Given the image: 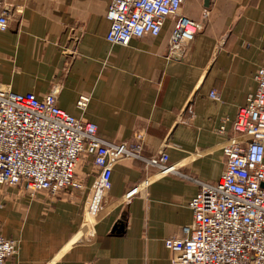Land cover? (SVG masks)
<instances>
[{
    "label": "crops",
    "instance_id": "1",
    "mask_svg": "<svg viewBox=\"0 0 264 264\" xmlns=\"http://www.w3.org/2000/svg\"><path fill=\"white\" fill-rule=\"evenodd\" d=\"M5 3L21 11L0 31V83L38 97L60 84L58 105L76 117L78 97L89 94L84 117L103 139L140 145L146 157L165 151L181 172L219 181L222 144L264 65V0H184L180 14L202 29L182 58L168 56L172 18L158 36L111 45L108 0ZM223 125L226 135L218 132ZM100 171L82 155L75 170L81 189L52 194L0 186V235L19 242L5 264H177L165 239L183 237L192 223L189 202L198 183L118 160L93 219L86 204Z\"/></svg>",
    "mask_w": 264,
    "mask_h": 264
},
{
    "label": "built area",
    "instance_id": "2",
    "mask_svg": "<svg viewBox=\"0 0 264 264\" xmlns=\"http://www.w3.org/2000/svg\"><path fill=\"white\" fill-rule=\"evenodd\" d=\"M0 0V31L8 28L14 12ZM111 25L107 41L127 46L146 34L158 36L166 21L174 19L168 56L182 58L202 24L180 14L184 0H108ZM257 89L239 109L222 144L226 168L217 183L197 180L172 164L167 152L151 157L141 146L108 141L98 126L85 119L91 96L81 94L76 102L82 112L73 116L58 105L61 85L55 84L43 97L17 93L0 83V186H22L31 193L47 190L56 194L68 187L81 189L75 170L82 155L101 167L86 204L88 214L98 218L110 188L109 166L122 159L141 161L162 176L177 175L193 180L199 191L189 202L193 220L183 228V237L165 239L177 264H264V65L255 75ZM218 100L219 94L211 92ZM218 132L227 134L223 125ZM94 187V188H95ZM139 189L131 190L129 199ZM19 252V242L0 235V264Z\"/></svg>",
    "mask_w": 264,
    "mask_h": 264
},
{
    "label": "bare ground",
    "instance_id": "3",
    "mask_svg": "<svg viewBox=\"0 0 264 264\" xmlns=\"http://www.w3.org/2000/svg\"><path fill=\"white\" fill-rule=\"evenodd\" d=\"M97 191H98V188L95 187V188L93 189V193H95V192H97Z\"/></svg>",
    "mask_w": 264,
    "mask_h": 264
},
{
    "label": "water",
    "instance_id": "4",
    "mask_svg": "<svg viewBox=\"0 0 264 264\" xmlns=\"http://www.w3.org/2000/svg\"><path fill=\"white\" fill-rule=\"evenodd\" d=\"M262 186L264 187V184H262Z\"/></svg>",
    "mask_w": 264,
    "mask_h": 264
}]
</instances>
